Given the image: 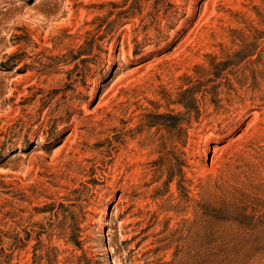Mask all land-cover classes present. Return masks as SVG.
Wrapping results in <instances>:
<instances>
[{
  "label": "rangeland",
  "instance_id": "374dc122",
  "mask_svg": "<svg viewBox=\"0 0 264 264\" xmlns=\"http://www.w3.org/2000/svg\"><path fill=\"white\" fill-rule=\"evenodd\" d=\"M0 264H264V0H0Z\"/></svg>",
  "mask_w": 264,
  "mask_h": 264
}]
</instances>
